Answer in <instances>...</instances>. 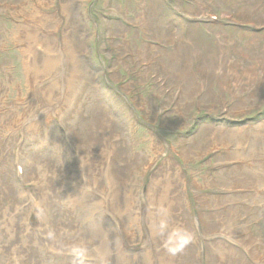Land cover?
<instances>
[{"label":"rangeland","instance_id":"374dc122","mask_svg":"<svg viewBox=\"0 0 264 264\" xmlns=\"http://www.w3.org/2000/svg\"><path fill=\"white\" fill-rule=\"evenodd\" d=\"M68 33L78 71L47 73ZM68 144L82 170L47 179L40 164ZM51 193L84 202L95 244L39 211ZM13 219L9 250L28 229L53 263L106 264L108 243L111 264H264V0H0V247Z\"/></svg>","mask_w":264,"mask_h":264},{"label":"bare ground","instance_id":"6f19581e","mask_svg":"<svg viewBox=\"0 0 264 264\" xmlns=\"http://www.w3.org/2000/svg\"><path fill=\"white\" fill-rule=\"evenodd\" d=\"M36 38H37V35H36ZM34 39H35V35H32L30 38L27 39V41L31 42V40H33L32 42H34ZM63 41L65 44L64 43L61 44L62 53L56 59L52 57L50 58L48 62L44 64L45 70L47 73L52 72L57 67L58 62H62L67 69L68 67L72 66L76 71H78L77 66L76 67L74 66L75 58L73 57V52L71 50V38H70L69 33L65 37L63 36ZM50 45L52 46V48L54 49L56 48L55 43H50ZM73 76H74L73 71L69 70L68 71V83H67V96L72 94V88L75 83V79ZM44 99H48V98H44ZM56 123L58 124V131L61 134H63L61 126L64 128L63 129L64 132H66L67 125L66 123L65 124L63 123L61 118L57 119ZM74 134L77 140L80 142V137L76 129H74ZM51 136L45 138V140L48 142L51 139ZM89 139H90L91 144L95 143V141L96 142L98 141V132L95 130V128H91ZM69 149H70V145L68 144L67 147H63L54 158L44 159L42 164H40V168L42 172L46 175L47 179L51 177V175L53 174V171L56 170V168L59 166L62 168L71 170V171L82 170L81 169L82 164H78L77 161L76 162L74 161L72 156L69 154ZM72 149H75V148H72ZM43 150H44V147L42 148V151ZM79 159H81V156ZM106 160L107 159L105 157H102L103 163L106 162ZM172 189L173 188L171 187V184L169 182H163L161 190H160V193H163L164 197L167 200H168V197L170 196L168 205L171 208L175 205V200L173 196L171 195ZM50 195L52 199L51 200L48 199V201L45 204L43 202V199H41L40 201L39 199H37L40 205H42L41 208L39 207V211L48 210L49 208L51 210L53 209L55 213V216H54L55 218H61L63 216L61 215V213H69L71 215L70 220L72 219V226L74 222L75 228H77L81 232V235L87 240V242L88 243L90 242V244L92 245L95 244L93 240H98L101 237L100 236L101 227L95 226L94 224L92 225L83 224V221L81 219H82V215L85 213L83 212L85 211L84 202L81 201L76 204H71L65 200H61L62 197L60 193L58 194V196L53 193H51ZM58 201H61L63 203H58ZM154 214H155V217L153 215L150 216V223L152 221H155L159 223L160 226L162 225V223L165 226L167 225L171 226L172 223L176 219H178L177 215H174L173 213L163 214L160 212L159 213L155 212ZM8 222H9V230H8L9 237H6L7 242L4 243V246L0 247V251L4 255V258L7 256L6 261L3 262V264H47L46 263L47 261H50V262L54 261L52 257L45 255V252H44L45 247H41V245H39V242L38 240H36V238L29 237L27 239L26 236L29 233L27 231L28 229H22L24 238H23V241H21L20 243L21 247L19 249L12 247L13 250L12 251L9 250V248L11 247L10 246L11 243L17 239V237L14 236V231L17 225L14 219L8 220ZM38 224H39L38 226H41V227L43 226L41 222H39ZM162 230L163 228L160 229V232H162ZM104 246L106 247L105 256L108 259V261H106L105 263L111 264L112 262H110V248L108 247V243H105ZM3 248L5 249L8 248L5 254H4V251L1 250ZM101 249H102L101 244L97 243V250H101ZM161 252H164V251H156L153 254H151L154 257L149 256L147 260L137 261V264H191V261L187 259L186 255H182L181 253H177V255L174 254V258L167 259V261H169L167 262L165 261V254L162 257L157 255V253H161ZM67 261L73 262L70 260H67ZM52 264H60V263L52 262Z\"/></svg>","mask_w":264,"mask_h":264}]
</instances>
